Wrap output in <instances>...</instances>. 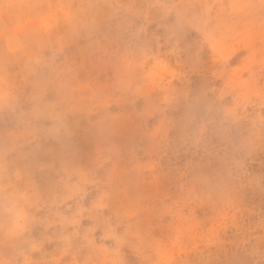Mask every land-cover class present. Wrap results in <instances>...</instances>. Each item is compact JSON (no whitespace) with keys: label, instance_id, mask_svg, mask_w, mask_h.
Segmentation results:
<instances>
[{"label":"rangeland","instance_id":"rangeland-1","mask_svg":"<svg viewBox=\"0 0 264 264\" xmlns=\"http://www.w3.org/2000/svg\"><path fill=\"white\" fill-rule=\"evenodd\" d=\"M0 264H264V0H0Z\"/></svg>","mask_w":264,"mask_h":264}]
</instances>
